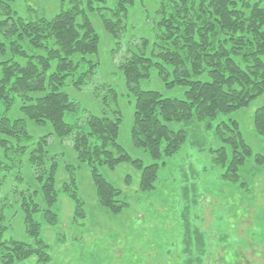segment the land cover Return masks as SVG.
I'll use <instances>...</instances> for the list:
<instances>
[{
	"label": "trees",
	"instance_id": "obj_1",
	"mask_svg": "<svg viewBox=\"0 0 264 264\" xmlns=\"http://www.w3.org/2000/svg\"><path fill=\"white\" fill-rule=\"evenodd\" d=\"M109 1L60 0L50 16L29 7L27 17H21L13 10L15 0H0V107L9 111L19 101L22 116L10 119L0 114V190L11 175L10 195L20 204L30 240L5 238L6 217L0 206V258L5 264L31 256L38 264L51 260L48 246L39 236L41 223L34 216L41 213L47 225H56L59 194L74 204L75 215L83 216L72 167H66L69 178L60 191L55 187L58 165L46 150L51 136L71 140L77 161L90 169L98 204L117 214L127 204L119 200L121 192L98 172V166L112 169L128 163L140 172L139 190L151 191L158 168L165 165L163 159L173 157L185 144L186 131L178 122L193 120L211 129L210 123L219 114L228 115L264 97V0H157L152 50L156 60L141 52L132 54L119 68L135 98L131 142L160 163L143 166L118 144V109L111 117L90 115L86 130L66 123L64 116L76 112L77 103L61 88L81 90L97 67L94 58L99 36L89 15L95 14L102 28L118 37L129 9L146 0H113L112 7ZM152 69L166 87H183L184 98L139 90V82L148 79ZM27 121L37 126L48 123L52 133L34 141ZM252 122L255 133L264 138V107L255 110ZM215 134L222 146L209 150L212 163L222 170V180L237 184L239 168L252 150L235 120L219 122ZM25 154L38 185L33 191L23 186ZM262 158L255 156L256 162Z\"/></svg>",
	"mask_w": 264,
	"mask_h": 264
},
{
	"label": "rangeland",
	"instance_id": "obj_2",
	"mask_svg": "<svg viewBox=\"0 0 264 264\" xmlns=\"http://www.w3.org/2000/svg\"><path fill=\"white\" fill-rule=\"evenodd\" d=\"M60 0H15L13 10L27 17L29 7L52 15ZM113 0L108 3L112 7ZM157 0L137 1L128 11L124 28L118 37L108 34L95 14L90 20L99 36L95 74L81 90L64 86L71 101L77 103L74 113L66 114L64 121L86 130L90 115L113 116L121 113L118 144L132 159L143 166L160 163L130 139L134 96L128 91L120 65L132 54L152 55L156 43ZM143 40L148 44L144 45ZM81 70H85L82 67ZM139 90H153L164 98L183 99L185 89L168 88L159 79L155 69L148 79L141 80ZM112 91L116 97L112 98ZM19 101L9 111L0 107L10 119L21 118ZM264 107V97H257L245 108L228 115L219 114L210 123L211 129L193 120L178 122L186 131V141L165 165L158 168L155 188L139 190L140 172L128 163L110 169L98 166V172L121 192L119 200L127 206L113 214L102 208L95 195L90 169L77 161L71 140L51 136L46 145L57 162L55 187L60 191L68 181L72 167L77 191L82 200L83 216L75 215L74 204L59 194L55 205L57 224L47 225L41 213L34 219L41 223L40 238L48 246L51 260L47 264H264V138L253 128V113ZM235 120L252 156L239 168L237 184L220 178L222 170L212 163L210 149L222 143L215 134L221 121ZM177 125V124H176ZM28 133L34 141L52 133L50 125L37 126L27 121ZM256 155L263 158L258 162ZM21 172L24 187L38 189L31 176L27 154L22 158ZM11 175L0 190V206L5 213V238L30 242L25 233L24 218L19 202L10 195ZM3 199V200H2ZM1 251V249H0ZM2 255V251L0 252ZM0 264H5L0 258ZM13 264H38L31 256Z\"/></svg>",
	"mask_w": 264,
	"mask_h": 264
}]
</instances>
